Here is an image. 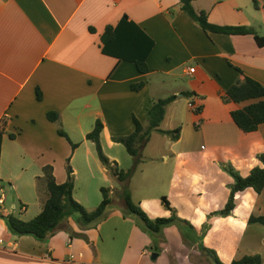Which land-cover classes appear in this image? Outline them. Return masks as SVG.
I'll return each mask as SVG.
<instances>
[{
  "label": "crops",
  "instance_id": "1",
  "mask_svg": "<svg viewBox=\"0 0 264 264\" xmlns=\"http://www.w3.org/2000/svg\"><path fill=\"white\" fill-rule=\"evenodd\" d=\"M194 7L206 12L212 24L253 29L264 38V0H198ZM124 17L155 43L147 74L101 51L106 28L116 27ZM190 68L196 69L193 75L187 73ZM239 70L264 85V46L254 35L205 33L182 11L179 0H0V182L8 187L2 196L6 199L9 193L21 207L31 205L32 212L24 214V207L19 217L34 219L42 211L36 178L45 166L54 168L58 184L73 173L74 199L90 209L101 204L102 188L119 196L105 221L82 230L69 219L46 241L16 237L0 218V264H216L205 249L223 264L255 255L264 264V225L250 222L264 217V191L244 202L250 212L238 222L241 230L215 228L195 235L166 228L151 235L133 217L124 216L122 184L110 181L95 145L86 140L100 119L105 155L129 170L134 160L113 138L132 134L134 117L147 125L153 100L177 96L167 107L161 129L181 128L180 139L174 142L154 132L128 187L134 203L140 194L136 202L151 219L171 217L162 203L166 198L178 218L210 224L206 197L217 179L205 176L207 164L221 167L222 158L228 157L249 175L261 166L258 156L264 154V125L245 134L232 118L253 101L225 104L221 99L244 77ZM170 82L174 86L169 92ZM140 83L144 88L135 92L132 86ZM186 92L203 107L199 116L192 112ZM50 112L60 114L77 149L58 135L57 125L48 120ZM136 178L143 191L132 187ZM115 204L119 209H112Z\"/></svg>",
  "mask_w": 264,
  "mask_h": 264
},
{
  "label": "trees",
  "instance_id": "2",
  "mask_svg": "<svg viewBox=\"0 0 264 264\" xmlns=\"http://www.w3.org/2000/svg\"><path fill=\"white\" fill-rule=\"evenodd\" d=\"M179 1L182 11L196 21L205 33L242 36L254 35L259 46H264V38H259L253 29L212 24L206 12H198L195 9L194 2L198 0ZM90 31L92 33L96 32L93 28ZM154 46V41L148 38L136 24L128 21L127 17H124L116 27L108 26L106 28L100 45L104 55L134 64L141 74H147L149 72L147 60ZM239 72L244 76L242 71L239 70ZM144 86L145 83L135 84L132 86V89L135 92H139ZM184 96L191 100L190 107L192 112L199 116L203 111V107L198 104L195 95L191 92H186ZM37 98L38 100H42V93L39 89L37 90ZM177 98V96H169L164 99L153 100L152 107L148 113L147 125L134 117V132L128 136L113 138V141L123 145L128 154L133 158L134 165L129 170L120 169L117 163H112L105 155L101 141L104 123L100 119L96 121L92 132L86 136V140L95 145L99 160L108 171L109 176L122 184L121 198L125 206L124 216L138 218L142 222L140 224L142 229L151 235L160 234L165 227L176 223L178 217L174 214L170 218L151 219L134 203L128 184L138 167L144 162L143 151L150 142L154 132L167 136L174 142L180 139L181 128L171 131L161 129L166 118L167 107L175 102ZM221 99L225 104H240L253 101L246 107L232 113L234 123L243 133H255L264 125V85L260 82L244 76L238 79L228 91L223 93ZM47 116L51 123L57 125L58 135L65 138L74 150L77 149L79 144L73 143L63 129L60 114L58 112H50ZM9 137L12 140L16 139V135L14 134H10ZM2 141L3 132L0 131V158ZM258 159L261 166L252 169L247 177H242L234 172L233 169H230L235 183L231 188L230 197L225 208L220 212L221 215L230 216L234 212L236 209V197L239 194L244 193L248 189H253L257 194H261L264 191V154L259 155ZM223 166L225 168V164ZM75 189L76 182L73 173H69L66 183L58 184L54 174V168L52 166H45L43 168V175L36 178L37 196L42 206L41 213L31 221H24L14 214H4L0 208V218L6 222L12 235L16 237L30 236L38 241H46L69 219H74L82 230H87L106 218L107 211L114 202L113 190L110 188H102L101 204L96 209L88 211L74 199ZM3 190L4 186L0 182V199ZM162 203L168 210H173L166 198L162 199ZM250 222L264 225V217H253ZM76 236L88 240L84 234H78ZM202 249H204L203 246ZM205 252L212 256L216 264H223L215 252L208 249H205ZM231 264H262V258L260 255L245 256Z\"/></svg>",
  "mask_w": 264,
  "mask_h": 264
},
{
  "label": "rangeland",
  "instance_id": "3",
  "mask_svg": "<svg viewBox=\"0 0 264 264\" xmlns=\"http://www.w3.org/2000/svg\"><path fill=\"white\" fill-rule=\"evenodd\" d=\"M159 77L155 78V81H159ZM187 83V81H186ZM174 86L173 83L170 82L169 85L166 86V90H168L170 92L171 88ZM170 94V93H169ZM155 141H153V144L151 145L153 147ZM150 146V150L152 149V147ZM222 162L223 164H225V168L223 165H221V167H215L212 164H207V169H205L203 172L205 174V176L210 179L211 177L216 178L217 179V183L209 186V190H208V196L206 197V203L210 201L211 204V212L208 215V221L210 222V224H202L200 225V223L198 222H189V221H185L182 220L180 218H178V221L176 223H174L173 225H169L167 227H165L164 229L168 228V229H173V230H178L180 231H193L195 233V235L198 234V232H201L200 234H202V232H204V230H209V229H215V228H221V229H239L241 230V225L238 224V222L240 220H242V218H244L249 212L250 209L246 208L245 206V201L247 200H251L253 198L256 197V193L253 189H249L247 190L245 193L241 194L240 198L237 199L236 201V209L234 210V212L230 215V216H223L220 214V212L225 208L229 197H230V193H231V188L235 183V180L230 172V169H233L234 172H236L237 174H239L242 177H247L248 173L244 170V169H240L239 165L241 166V164L239 165H235L232 161H230V159L228 157L222 158ZM70 169V168H69ZM114 178L110 177V181H113ZM138 178H136V180L133 181L132 183V187L136 190V191H143L141 188H139L138 186ZM203 183V181H202ZM222 183H224V185H222ZM218 184V185H217ZM116 185V183H115ZM217 185V187H216ZM88 186L91 187V184ZM96 184L92 186V188L90 189V192L93 195V192L95 190ZM117 188H119V186L116 185ZM5 189H8L7 185H4ZM107 188V187H105ZM83 193L85 191V184L83 187ZM120 191V190H119ZM82 193V192H81ZM4 195V192H3ZM91 195V196H92ZM5 197V196H4ZM253 197V198H252ZM13 196L11 197V195L8 193V197L5 199L6 200V205L3 207V210H8V212L13 213L16 216H19V214L21 213V204L19 202H13L12 200ZM114 200L118 201L119 200V196L118 195H114L113 196ZM140 198V194L136 193L135 195V204L144 212V210L139 206L138 202H136V200H138ZM80 204V203H79ZM84 204V208L88 211H92L94 209H90V207H88L89 205H87V203H83ZM26 208V212L24 214H27L29 212V214L32 212V206L31 205H23ZM165 207V206H164ZM166 208V207H165ZM113 210L115 209H119V204H115L112 208ZM172 211L168 210L166 208V210H168V212L170 213V216L177 215V211L172 207ZM178 217V215H177ZM164 218V217H162ZM136 220V222L142 224V222L138 219V218H133ZM105 221V219L103 220ZM101 221V222H103ZM100 222V223H101ZM211 226V227H210ZM196 240V239H195ZM121 241H118V244ZM205 264V263H202Z\"/></svg>",
  "mask_w": 264,
  "mask_h": 264
},
{
  "label": "built area",
  "instance_id": "4",
  "mask_svg": "<svg viewBox=\"0 0 264 264\" xmlns=\"http://www.w3.org/2000/svg\"><path fill=\"white\" fill-rule=\"evenodd\" d=\"M195 72H196V69H195V68H190V69H188V71H187L188 75H193ZM4 201H5V199H4V197L2 196L1 199H0V208H3V206H4Z\"/></svg>",
  "mask_w": 264,
  "mask_h": 264
},
{
  "label": "water",
  "instance_id": "5",
  "mask_svg": "<svg viewBox=\"0 0 264 264\" xmlns=\"http://www.w3.org/2000/svg\"><path fill=\"white\" fill-rule=\"evenodd\" d=\"M157 257H158V255H156V254L153 256V258H157Z\"/></svg>",
  "mask_w": 264,
  "mask_h": 264
}]
</instances>
